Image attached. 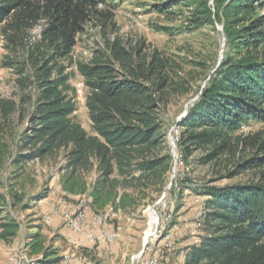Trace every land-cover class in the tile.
Listing matches in <instances>:
<instances>
[{
    "label": "trees",
    "instance_id": "16d2710c",
    "mask_svg": "<svg viewBox=\"0 0 264 264\" xmlns=\"http://www.w3.org/2000/svg\"><path fill=\"white\" fill-rule=\"evenodd\" d=\"M111 2L0 0V33L7 42L14 44L17 33L43 22L40 40L27 56L36 96L26 117L28 130L19 139L21 148L12 165L21 168L62 153L63 169L68 173L63 191L71 195L87 192L93 214L106 208L113 213L135 209L138 195L147 203L155 202L173 165L157 114L161 100L156 96L169 89L177 94L189 92L187 83L176 82L170 75L174 71L171 61L157 50L148 51L143 41L131 47L115 36L104 40L88 60L74 58L77 40L93 13L113 27L111 16L105 15L111 12H97L99 7L114 8L117 2ZM159 2L155 6L158 14L184 17L181 29L216 30L217 25L225 42L218 67L186 115L176 122L181 164L186 168L193 161L199 167H222L215 171L217 180L246 172L257 175L242 184L198 188L204 198L203 235L199 244L186 248L181 264H264V129L239 134L253 122L264 124V0ZM153 29L173 35L168 27ZM64 60L67 66L61 64ZM73 66L87 90L91 135L74 120L73 73L68 72ZM17 110L16 104L0 98V163L7 151L1 123ZM245 152L249 154L243 157ZM93 169L97 175L88 187L84 176ZM11 189L8 198L0 194V242L5 245L20 231L7 208L19 205L23 196ZM46 196L40 195L37 201ZM24 248L38 264L62 260L49 258L52 252L39 233L29 234Z\"/></svg>",
    "mask_w": 264,
    "mask_h": 264
},
{
    "label": "rangeland",
    "instance_id": "374dc122",
    "mask_svg": "<svg viewBox=\"0 0 264 264\" xmlns=\"http://www.w3.org/2000/svg\"><path fill=\"white\" fill-rule=\"evenodd\" d=\"M159 1L162 0H112L111 3L117 2L114 8L99 7L97 12H111L105 15L111 16L113 27L107 22L104 23L97 14L93 13L91 21L84 28V33L77 40L73 56L76 60H88L91 52L103 45L104 40L107 38L112 40L118 36L127 46L133 47L143 41L148 51L157 50L163 57L168 58L174 70L170 73L173 80L187 83L186 88L189 90L186 94H177L169 89L156 96L161 100L158 103L157 114L164 128L165 146L169 152L168 135L172 132L171 136L175 137L174 125L186 115L187 108L198 96L197 92L204 87L209 76L218 67L225 51V42L221 35V27L217 25L216 30L210 27L194 31L181 29L184 17L180 15L166 17L158 14L155 6L160 3ZM155 26L171 28L173 35L156 32L153 29ZM42 27L43 22L38 21L30 30L17 33L18 37L14 44L7 42L0 33V98L18 106V110L1 123L6 133L7 151L0 163V194L8 198L7 192L13 186L11 190L23 196L19 205L7 208V212L18 221L20 231L10 245L0 242V264H9V257L18 249L29 257L27 250H24V244L26 237L34 233H39L44 238L48 250L52 252L50 259H62L59 264H67L63 255L71 256V258L83 257L87 260L83 264H131V258L142 251L143 243L151 239L155 231L161 227H165L172 235L174 247L170 251H165L162 242L158 240L154 255L162 264H181L180 252L188 245L200 243L203 235L201 229L197 236H191L183 226L185 223L191 224L195 215L203 211L204 198L198 195V188L208 185L223 187L250 182L256 178V173L246 172L233 179L217 180L215 171H222V167H199L191 161L185 168L178 162L175 165L173 163L166 185L154 203H147L138 195L139 201L135 209L128 208L113 213L111 208H106L99 213L106 216L111 230L119 229L121 238L113 242L114 248H109L106 244H104L106 246L98 247L99 244H96L90 250L82 246L78 253L71 250L72 246L68 245L64 239L67 235L61 236L57 231H52L51 225L42 222L43 212L37 201L40 195L48 196L49 194L53 198L64 200L69 206H73L79 200L88 201L87 192L83 195H71L63 191V182L68 174L63 169L65 165L63 154L35 161L21 168L12 165V159L20 150L19 139L28 130L26 117L30 114L31 103L36 96L33 71L28 63V50H33V46L40 40ZM61 64L67 66V61L64 60ZM19 70L24 73H19ZM68 72L73 73L70 86L75 90V93L71 95L76 106L74 120L91 135L93 131L85 108L87 90L75 66ZM263 129L264 124L253 122L242 128L239 134H255ZM248 154L249 152H245L243 157ZM18 174L20 176L16 179ZM96 175V169L85 174L84 180L88 187ZM182 179L187 180L180 182ZM175 186H177L176 189H174ZM122 192L124 191H120V194ZM150 196L156 197L155 194ZM88 209L91 210L90 207ZM67 237L71 238L70 235ZM109 252L114 256L112 260L99 256Z\"/></svg>",
    "mask_w": 264,
    "mask_h": 264
},
{
    "label": "built area",
    "instance_id": "2783aa9c",
    "mask_svg": "<svg viewBox=\"0 0 264 264\" xmlns=\"http://www.w3.org/2000/svg\"><path fill=\"white\" fill-rule=\"evenodd\" d=\"M173 131L175 137L171 136L172 132H170L168 135L170 147H168L172 162L175 165L177 162L181 164L176 151V140L179 134L177 125H174ZM46 197L39 202L45 201ZM89 203L90 200L88 198V201L79 200L73 206H69L64 200L54 198V203L50 210L43 214L42 222L48 224L52 218L62 216L65 226L74 234L84 236L89 244H112L119 238V229L109 230L105 215L97 214L88 218ZM204 216L205 213L200 211L195 215L191 224H183L188 234L197 236L198 232L203 228ZM151 237L143 245L142 251L131 258V264H162L154 255L158 240L162 242V247L165 251H170L174 247L172 235L165 227L158 228ZM186 254L187 251L182 253L181 262L185 260ZM8 262L9 264H38L37 259L27 257L21 249L15 250L9 257Z\"/></svg>",
    "mask_w": 264,
    "mask_h": 264
},
{
    "label": "crops",
    "instance_id": "0c3cea01",
    "mask_svg": "<svg viewBox=\"0 0 264 264\" xmlns=\"http://www.w3.org/2000/svg\"><path fill=\"white\" fill-rule=\"evenodd\" d=\"M47 199L45 201H41L38 202L39 206L41 207V211L44 213L48 212L51 208V206L54 203V198L53 196H51V194H49L47 197ZM93 213L91 210L88 211V218H91L93 216ZM62 223V225H61ZM48 225H51L52 231H57L61 236L67 235V236H71V238H68L67 236L64 237V239L66 240V243L68 245H71V250H75L74 252L79 251V248H81L82 246L87 247L86 249H91V247H94V245H91L87 242V239L84 236L81 235H77L74 234L73 232H71L63 223V219L62 216H57L51 219V221L48 223ZM109 230H111L112 228H110L109 226L107 227ZM121 237L118 238V240ZM122 240V239H121ZM201 240V239H200ZM117 241V240H116ZM197 243V242H196ZM195 243V244H196ZM199 243V242H198ZM197 243V244H198ZM108 245L109 248H114V244H106ZM104 244H99L97 245L98 247H102V246H106ZM189 247V245H188ZM110 250V249H109ZM186 251V248L180 252V258L182 256V253ZM67 254V253H65ZM99 256H101V258H106V259H110L112 260V258L114 257L113 254L111 252L109 253H104V254H99ZM63 257H65L67 264H83L85 261H87L85 258L81 257V258H71V256L68 255H63ZM181 260V259H180Z\"/></svg>",
    "mask_w": 264,
    "mask_h": 264
},
{
    "label": "water",
    "instance_id": "95a60500",
    "mask_svg": "<svg viewBox=\"0 0 264 264\" xmlns=\"http://www.w3.org/2000/svg\"><path fill=\"white\" fill-rule=\"evenodd\" d=\"M220 31H221V29H220ZM185 113H186V112H185ZM185 113H184V114H185ZM144 244H145V242L143 243V245H144Z\"/></svg>",
    "mask_w": 264,
    "mask_h": 264
},
{
    "label": "bare ground",
    "instance_id": "6f19581e",
    "mask_svg": "<svg viewBox=\"0 0 264 264\" xmlns=\"http://www.w3.org/2000/svg\"><path fill=\"white\" fill-rule=\"evenodd\" d=\"M146 242V241H145Z\"/></svg>",
    "mask_w": 264,
    "mask_h": 264
}]
</instances>
